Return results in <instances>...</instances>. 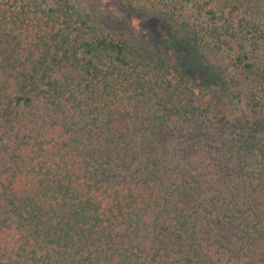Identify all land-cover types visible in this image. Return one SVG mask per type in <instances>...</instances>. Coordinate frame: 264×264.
<instances>
[{"label":"trees","instance_id":"obj_1","mask_svg":"<svg viewBox=\"0 0 264 264\" xmlns=\"http://www.w3.org/2000/svg\"><path fill=\"white\" fill-rule=\"evenodd\" d=\"M97 1L0 0V264H264V0Z\"/></svg>","mask_w":264,"mask_h":264},{"label":"rangeland","instance_id":"obj_2","mask_svg":"<svg viewBox=\"0 0 264 264\" xmlns=\"http://www.w3.org/2000/svg\"><path fill=\"white\" fill-rule=\"evenodd\" d=\"M97 5L101 12L100 23L142 46L153 48L173 58L183 71L190 72L196 68L194 66H208V60L203 61L199 55H192V49L175 48L171 40L174 35L171 27L164 23L159 15L144 13L136 2L98 0Z\"/></svg>","mask_w":264,"mask_h":264}]
</instances>
